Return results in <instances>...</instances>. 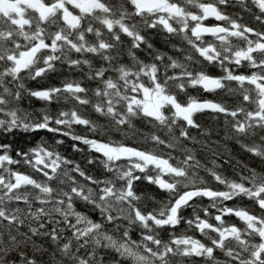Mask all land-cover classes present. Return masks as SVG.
Instances as JSON below:
<instances>
[{"label": "snow or ice", "instance_id": "6c2138e0", "mask_svg": "<svg viewBox=\"0 0 264 264\" xmlns=\"http://www.w3.org/2000/svg\"><path fill=\"white\" fill-rule=\"evenodd\" d=\"M0 137V264H264V0H0Z\"/></svg>", "mask_w": 264, "mask_h": 264}, {"label": "trees", "instance_id": "16d2710c", "mask_svg": "<svg viewBox=\"0 0 264 264\" xmlns=\"http://www.w3.org/2000/svg\"><path fill=\"white\" fill-rule=\"evenodd\" d=\"M233 11H240V10L237 7L236 9H233ZM241 14H243V13H241ZM243 15H245V19L248 18L246 14H243ZM38 106H39L38 104L34 105V107H38ZM47 135L50 136V134H47ZM41 137L47 138L46 134L43 131H41L38 135H35V136H33L32 134H23L22 133V134H20V135H18L16 137V142L20 143V144H23V143H25L26 141H29V140H33V139L39 140ZM0 139H3V137H0ZM228 147L230 149H232V153H233L234 156H236V158L242 159V160H244V161H246V162H248L250 164L255 165L257 168H259V161L258 160H256L255 158H251L248 155L238 153L236 151L235 146L233 144H231V143H229ZM66 148H67V144H65V149ZM69 154H70V152H69Z\"/></svg>", "mask_w": 264, "mask_h": 264}]
</instances>
